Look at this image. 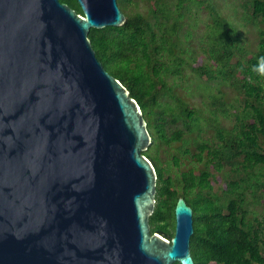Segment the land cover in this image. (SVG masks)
<instances>
[{
	"label": "water",
	"instance_id": "1",
	"mask_svg": "<svg viewBox=\"0 0 264 264\" xmlns=\"http://www.w3.org/2000/svg\"><path fill=\"white\" fill-rule=\"evenodd\" d=\"M0 0V264H195L193 209L152 233L143 110L97 58L118 0Z\"/></svg>",
	"mask_w": 264,
	"mask_h": 264
},
{
	"label": "trees",
	"instance_id": "2",
	"mask_svg": "<svg viewBox=\"0 0 264 264\" xmlns=\"http://www.w3.org/2000/svg\"><path fill=\"white\" fill-rule=\"evenodd\" d=\"M60 1L83 13L77 0ZM139 1L118 0L125 23L92 29L89 37L105 69L140 104L153 138L144 153L158 174L152 233L173 238L175 207L183 197L194 212L195 264H264V0H246L242 21L234 22L209 3L212 22L205 24L198 50L179 32L186 7H201L204 0H178L175 10L165 0H147V15L136 10ZM246 22L263 25L254 51L239 31ZM188 65L195 79L185 74ZM180 84L191 97L222 84L233 88L243 97L232 106L233 126L223 128L216 116L191 107L174 91ZM219 98L211 96L218 110L225 106Z\"/></svg>",
	"mask_w": 264,
	"mask_h": 264
},
{
	"label": "rangeland",
	"instance_id": "3",
	"mask_svg": "<svg viewBox=\"0 0 264 264\" xmlns=\"http://www.w3.org/2000/svg\"><path fill=\"white\" fill-rule=\"evenodd\" d=\"M169 8L171 10L176 9V4L178 3V0H165ZM205 3L201 7H198L196 4L191 3L186 9L184 10V19L183 23L180 28L179 36L180 40L185 43L186 45H190L191 48L194 50H198L200 47L199 37L203 34V32L206 31V23H211V13L208 10L209 8L207 5L209 3L214 4L215 7L220 12L221 16L224 18H227L228 20H231L234 22L240 21L241 17L244 16L246 13V10L243 8V5L245 4L246 0H204ZM150 6V2L147 0H140L138 2L137 11L147 15L148 14V8ZM128 11V9L126 10ZM136 12V11H135ZM194 20H198V26L195 28L191 27L190 24L192 22V18ZM242 21V20H241ZM263 27L262 24H255L254 22H246L245 26H241L240 30L241 34L244 39V46L247 49H250L252 51L257 49L258 45V29ZM192 32L190 38H187V32ZM202 60L200 59L197 63V66L202 64ZM191 68L190 66H186L185 68V74L191 76ZM193 76V77H192ZM191 77L195 79V75H192ZM181 83V82H180ZM185 84V83H184ZM217 84H214V87ZM213 87V88H214ZM221 90V91H219ZM174 91L176 95L180 96L182 99L188 102V104L196 109H199L203 116L209 117V116H216L218 120L220 121V126L223 128H230L233 126L235 122V117H230V114L233 116L234 110L232 109L233 104H236V98H240L239 100L242 101L243 97L240 96L233 88H231L228 85L222 84V86H218L216 89H212L209 93L203 92V93H197V95L191 97L188 95L187 89H185V85L182 84L177 85L174 88ZM203 94V95H202ZM217 95L220 96L219 100L225 104L223 105L219 104V110L217 109L216 105H211V96ZM168 99V98H167ZM171 102H174L173 100L169 99ZM238 105V103L236 104ZM221 107L224 108V110L221 109ZM230 110V111H227ZM177 127H180L181 124L176 125ZM208 135H212L214 132L213 127L209 129ZM219 183V184H218ZM216 183V188L221 189L223 186L222 182ZM257 210L262 212L263 208L262 206H258Z\"/></svg>",
	"mask_w": 264,
	"mask_h": 264
}]
</instances>
